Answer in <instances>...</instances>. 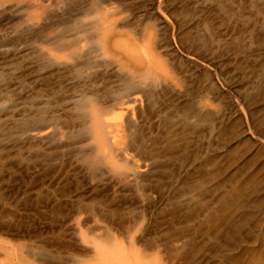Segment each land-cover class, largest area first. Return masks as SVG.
<instances>
[{"label": "rangeland", "instance_id": "374dc122", "mask_svg": "<svg viewBox=\"0 0 264 264\" xmlns=\"http://www.w3.org/2000/svg\"><path fill=\"white\" fill-rule=\"evenodd\" d=\"M115 262L264 264V0H0V264Z\"/></svg>", "mask_w": 264, "mask_h": 264}, {"label": "bare ground", "instance_id": "6f19581e", "mask_svg": "<svg viewBox=\"0 0 264 264\" xmlns=\"http://www.w3.org/2000/svg\"><path fill=\"white\" fill-rule=\"evenodd\" d=\"M151 60H152V59H151ZM126 68H127V67H126ZM129 71H130V70H129ZM130 73H131V72H130ZM132 73H133V72H132ZM129 76H130V78H131L132 75H129ZM132 77H135V76H132ZM135 78H136V77H135ZM131 80L133 81V79H131ZM124 81H125V80H124ZM126 82H127V81H126ZM128 82H129L128 84H131V81H128ZM133 82L135 83V81H133ZM123 83H124V82H123ZM124 84H125V83H124ZM125 85L127 86V83H126ZM125 85H124V86H125ZM131 86H133V85L131 84ZM128 87H129V85H128ZM133 88H134V87H132V89H133ZM125 89H127V88H125ZM129 89H131V87H129ZM129 89L126 90V91H129V92H130ZM123 97H124V96H123ZM116 98H118V97H116ZM123 103H124V102H123ZM87 105H88V104H87ZM122 105H123V104H122ZM92 106H93V105H92ZM125 108H126V107H125ZM95 112H96V111H95ZM93 113H94V112H93ZM93 123H94V122H93ZM97 124H98V123H96V126H97ZM98 126H99V125H98ZM101 126H102V125H101ZM97 128H98V127H97ZM97 128H96V129H97ZM99 128H100V127H99ZM96 129H95V130H96ZM100 129H101V128H100ZM100 133H101V132H100ZM96 134H97V133H96ZM101 135H102V134H101ZM98 139H100V138H98ZM104 139H105V138H104ZM102 141H103V137H102ZM99 146H100V145H99ZM112 254H113V253H112ZM105 257H106V256H105ZM113 257H114V256H113ZM103 258H104V257H103ZM118 259H119V258H118ZM123 262H124V261H123ZM112 263H113V262H112ZM115 263L117 264V262H115ZM115 263H114V264H115Z\"/></svg>", "mask_w": 264, "mask_h": 264}]
</instances>
